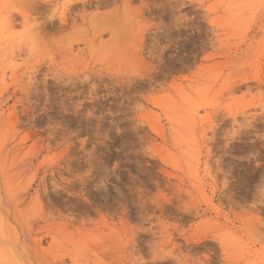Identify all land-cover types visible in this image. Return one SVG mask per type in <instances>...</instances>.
<instances>
[{
  "label": "rangeland",
  "instance_id": "rangeland-1",
  "mask_svg": "<svg viewBox=\"0 0 264 264\" xmlns=\"http://www.w3.org/2000/svg\"><path fill=\"white\" fill-rule=\"evenodd\" d=\"M0 264H264V0H0Z\"/></svg>",
  "mask_w": 264,
  "mask_h": 264
},
{
  "label": "bare ground",
  "instance_id": "bare-ground-1",
  "mask_svg": "<svg viewBox=\"0 0 264 264\" xmlns=\"http://www.w3.org/2000/svg\"><path fill=\"white\" fill-rule=\"evenodd\" d=\"M98 7V6H97ZM140 8V7H139ZM142 9V8H141ZM97 15V14H96ZM242 56V55H241ZM240 57V56H239ZM190 113V112H189Z\"/></svg>",
  "mask_w": 264,
  "mask_h": 264
}]
</instances>
